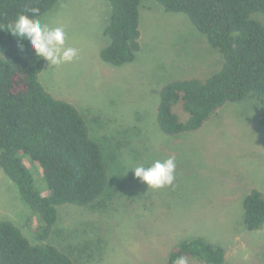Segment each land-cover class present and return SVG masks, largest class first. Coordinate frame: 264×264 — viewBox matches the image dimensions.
Here are the masks:
<instances>
[{"label": "rangeland", "instance_id": "374dc122", "mask_svg": "<svg viewBox=\"0 0 264 264\" xmlns=\"http://www.w3.org/2000/svg\"><path fill=\"white\" fill-rule=\"evenodd\" d=\"M111 6L107 0H60L39 18L63 27L65 47L77 57L51 66L39 81L55 99L73 105L102 147L108 180L117 183L97 209L63 205L44 243L67 253L75 264H170L182 241L200 237L224 250L227 264H264V225L247 231L242 200L252 189L264 200V99L228 102L196 131L166 136L156 123L160 88L173 80H205L221 65L183 14L167 13L154 0L139 9L140 49L131 63L114 67L100 50ZM264 24V13L252 15ZM174 112L182 114L180 106ZM175 158L172 185L159 189L134 177V169ZM35 185L46 195L37 165L27 162ZM116 189V191H115ZM0 220L18 226L33 244L39 219L20 199L0 168ZM187 264H202L187 259Z\"/></svg>", "mask_w": 264, "mask_h": 264}, {"label": "trees", "instance_id": "16d2710c", "mask_svg": "<svg viewBox=\"0 0 264 264\" xmlns=\"http://www.w3.org/2000/svg\"><path fill=\"white\" fill-rule=\"evenodd\" d=\"M59 1L0 0V24L31 8H38L41 16ZM145 1L107 0L111 14L103 35L108 43L99 53L106 64L119 67L134 61L140 49L139 9ZM154 1L167 13L185 15L221 56L219 69L205 80H173L160 88L156 123L161 133L194 132L228 102L264 99V24L252 18L264 13V0ZM44 63L28 41L18 42L6 28L0 30V168L40 222L35 235L39 243L33 244L18 226L0 220V264H75L62 249L44 243L57 222L58 208L98 210L118 179L108 180L102 147L79 111L41 85ZM175 106L181 107L184 119L174 112ZM259 123L264 125V113ZM28 161L37 165L46 195L36 187ZM242 211L247 231L264 225V200L258 190L243 198ZM178 256L202 264H227L224 250L200 237L177 245L169 263Z\"/></svg>", "mask_w": 264, "mask_h": 264}, {"label": "clouds", "instance_id": "9594fccd", "mask_svg": "<svg viewBox=\"0 0 264 264\" xmlns=\"http://www.w3.org/2000/svg\"><path fill=\"white\" fill-rule=\"evenodd\" d=\"M30 13V15L28 14ZM11 33L18 42L26 40L36 58L43 59L51 66L72 62L78 55L76 48L65 47L66 35L63 27H49L39 18V9L31 8L19 14L6 25L0 24V30ZM175 158L154 160L150 164H140L132 171L134 177L147 185V188L159 189L173 184L175 179ZM173 264H187L185 256H178Z\"/></svg>", "mask_w": 264, "mask_h": 264}]
</instances>
